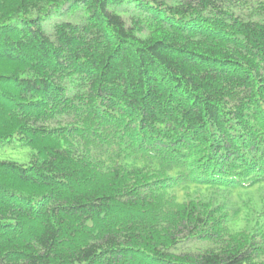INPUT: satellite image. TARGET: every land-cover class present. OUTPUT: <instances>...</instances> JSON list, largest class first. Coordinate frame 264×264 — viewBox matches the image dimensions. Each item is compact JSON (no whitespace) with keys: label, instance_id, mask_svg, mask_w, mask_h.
Instances as JSON below:
<instances>
[{"label":"trees","instance_id":"16d2710c","mask_svg":"<svg viewBox=\"0 0 264 264\" xmlns=\"http://www.w3.org/2000/svg\"><path fill=\"white\" fill-rule=\"evenodd\" d=\"M13 140L0 264H264V0H0Z\"/></svg>","mask_w":264,"mask_h":264},{"label":"rangeland","instance_id":"374dc122","mask_svg":"<svg viewBox=\"0 0 264 264\" xmlns=\"http://www.w3.org/2000/svg\"><path fill=\"white\" fill-rule=\"evenodd\" d=\"M65 19L78 21L80 13L73 16H65ZM56 18L46 20L44 25L47 32H51L52 23ZM31 149L28 146L20 144L17 140L0 144V159H11L26 164L30 160Z\"/></svg>","mask_w":264,"mask_h":264}]
</instances>
